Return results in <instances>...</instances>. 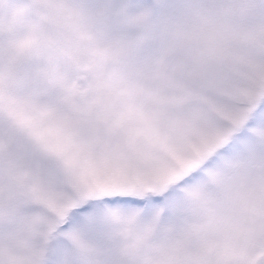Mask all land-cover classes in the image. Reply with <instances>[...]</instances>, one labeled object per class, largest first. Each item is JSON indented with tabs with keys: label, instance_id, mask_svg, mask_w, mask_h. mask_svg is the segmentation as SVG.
I'll return each mask as SVG.
<instances>
[{
	"label": "snow or ice",
	"instance_id": "obj_1",
	"mask_svg": "<svg viewBox=\"0 0 264 264\" xmlns=\"http://www.w3.org/2000/svg\"><path fill=\"white\" fill-rule=\"evenodd\" d=\"M0 264H264V0H0Z\"/></svg>",
	"mask_w": 264,
	"mask_h": 264
}]
</instances>
